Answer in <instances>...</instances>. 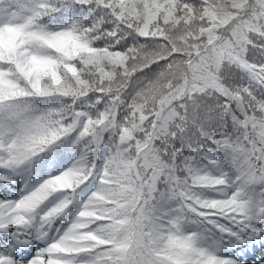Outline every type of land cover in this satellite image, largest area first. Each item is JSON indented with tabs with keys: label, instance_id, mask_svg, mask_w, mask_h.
Masks as SVG:
<instances>
[{
	"label": "trees",
	"instance_id": "trees-1",
	"mask_svg": "<svg viewBox=\"0 0 264 264\" xmlns=\"http://www.w3.org/2000/svg\"><path fill=\"white\" fill-rule=\"evenodd\" d=\"M12 30L23 60L51 62L40 74L51 94L0 61L32 93L19 102L32 129L17 141L20 189L0 181V200H18L26 183L38 205L50 202L38 215L47 230L71 193L57 181L76 169L84 179L58 236L93 196L117 197L130 215L178 211L185 233L202 204L264 202L245 176L264 169V0H0V49Z\"/></svg>",
	"mask_w": 264,
	"mask_h": 264
},
{
	"label": "snow or ice",
	"instance_id": "snow-or-ice-1",
	"mask_svg": "<svg viewBox=\"0 0 264 264\" xmlns=\"http://www.w3.org/2000/svg\"><path fill=\"white\" fill-rule=\"evenodd\" d=\"M18 47L0 49V61L7 59L26 78L35 75L31 83L33 91L39 96L50 95L40 74L51 62L36 57L25 61ZM8 75L10 73L0 72V170H5L0 174V181L14 184L12 177L22 176L19 166L27 159L17 141L19 137H30L32 132L26 121L27 113L22 114L25 107H29V111L31 108L19 102L32 93L15 80L6 79ZM67 131L64 129L65 133ZM57 138L53 132L50 139L42 137L40 142L51 144ZM64 147L72 150L71 145ZM51 162L57 163L55 153ZM83 179L82 174L73 169L65 172L57 183L62 190L75 193ZM77 199L75 195L69 196L55 208L47 223L53 228ZM111 199L112 203H107L98 196L90 197L67 230L49 246L38 250L29 264H243L239 257H244L253 245L264 244V202L259 207L202 204L204 211L193 210L196 227L185 233L186 218L178 211L134 207L130 215L117 197ZM38 207V202L28 196L26 183L18 200H0V236L7 249L0 252V264H23L15 259V252L34 241L48 239L50 232L45 222L35 215ZM231 250H237L235 256L220 255ZM258 264H264V259Z\"/></svg>",
	"mask_w": 264,
	"mask_h": 264
},
{
	"label": "rangeland",
	"instance_id": "rangeland-1",
	"mask_svg": "<svg viewBox=\"0 0 264 264\" xmlns=\"http://www.w3.org/2000/svg\"><path fill=\"white\" fill-rule=\"evenodd\" d=\"M8 42H10L8 44V47L11 48L14 45H22L19 41V37L16 34L15 31H9V35H8ZM18 47V48H19ZM264 174V173H263ZM252 181H257V178L255 177ZM264 183V182H263ZM262 189H264V185H261ZM14 192H17V189L14 190ZM42 210V208L39 209L38 213H40ZM37 213V212H36ZM50 242V244L52 243L50 240H46V241H42L43 243H40L41 241H34L30 246L26 247V248H22L18 251L15 252V259L16 260H20L23 261V264H29V261H31L37 254L38 250H40V248L43 249V247H46V243ZM5 252V251H3ZM258 255L256 256V254L254 256H252L249 259H246V261H243V264H258V261L261 259H264V244L261 245V249L258 250Z\"/></svg>",
	"mask_w": 264,
	"mask_h": 264
}]
</instances>
